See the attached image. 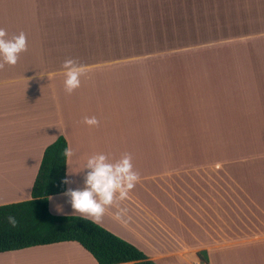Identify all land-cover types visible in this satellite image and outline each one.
Here are the masks:
<instances>
[{"label": "crops", "instance_id": "obj_1", "mask_svg": "<svg viewBox=\"0 0 264 264\" xmlns=\"http://www.w3.org/2000/svg\"><path fill=\"white\" fill-rule=\"evenodd\" d=\"M0 28L27 37L0 70V204L30 198L62 135L66 189L83 186L90 156L131 154L127 215L111 207L99 225L157 264H264V0H0ZM68 58L87 69L70 95ZM93 116L98 126L83 123ZM63 192L49 211L78 215ZM4 254L98 264L76 241Z\"/></svg>", "mask_w": 264, "mask_h": 264}, {"label": "trees", "instance_id": "obj_2", "mask_svg": "<svg viewBox=\"0 0 264 264\" xmlns=\"http://www.w3.org/2000/svg\"><path fill=\"white\" fill-rule=\"evenodd\" d=\"M156 57V60H159ZM172 66L179 58L170 57ZM67 142L59 135L45 146L31 186L30 198L0 204V252L18 250L34 245L61 241H76L88 251L98 264H157L132 243L99 224L79 215H55L48 209V197L65 191L61 181L66 178ZM13 216V228L7 217ZM202 262L207 263L205 250H198Z\"/></svg>", "mask_w": 264, "mask_h": 264}, {"label": "clouds", "instance_id": "obj_3", "mask_svg": "<svg viewBox=\"0 0 264 264\" xmlns=\"http://www.w3.org/2000/svg\"><path fill=\"white\" fill-rule=\"evenodd\" d=\"M7 35L6 30L0 28V70L4 69L5 65H16L20 54L27 51V37L24 32L10 39L6 38ZM61 67L65 77L64 91L70 95L80 87V78L86 74L87 69L71 58L66 59ZM83 123L90 127L99 125V121L94 116L85 117ZM64 155L70 158L73 156V151L65 149ZM84 169L88 171L83 177V186L75 189L68 187L63 192L67 198L66 203L72 209V214H78L94 224H100L106 210L115 207L117 211L113 218L122 222L128 209L120 205L129 198V193L140 181L138 172L133 169L131 154L124 153L114 162H109L105 154H94L86 160L80 171ZM75 173L77 172H69L68 176ZM61 183L71 185L74 181L65 178ZM55 210L58 214H64L62 205H56ZM7 222L13 228L18 223L13 216H8Z\"/></svg>", "mask_w": 264, "mask_h": 264}, {"label": "rangeland", "instance_id": "obj_4", "mask_svg": "<svg viewBox=\"0 0 264 264\" xmlns=\"http://www.w3.org/2000/svg\"><path fill=\"white\" fill-rule=\"evenodd\" d=\"M187 38V37H186ZM242 125V123H240ZM20 253V252H18ZM4 254L3 256H0V260H5V262H7V264H12L14 261L18 260L17 258L19 257V255L21 254ZM11 258V259H10ZM9 259V260H8ZM9 261V262H8ZM1 264V263H0Z\"/></svg>", "mask_w": 264, "mask_h": 264}]
</instances>
